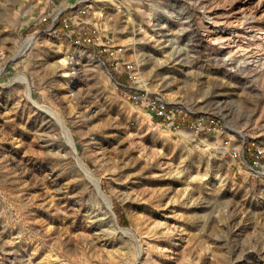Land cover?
<instances>
[{"label": "rangeland", "instance_id": "374dc122", "mask_svg": "<svg viewBox=\"0 0 264 264\" xmlns=\"http://www.w3.org/2000/svg\"><path fill=\"white\" fill-rule=\"evenodd\" d=\"M57 1L0 0V264H264V167L250 164L264 152V44L250 36L264 16L240 11L247 0H93L100 38L83 44L48 30ZM114 56L217 129H172L124 98Z\"/></svg>", "mask_w": 264, "mask_h": 264}, {"label": "built area", "instance_id": "2783aa9c", "mask_svg": "<svg viewBox=\"0 0 264 264\" xmlns=\"http://www.w3.org/2000/svg\"><path fill=\"white\" fill-rule=\"evenodd\" d=\"M92 1L61 0L56 7L42 14V20L50 21L48 30L52 33H58L60 25L64 31L63 35L69 40L83 44H95L100 35L99 30L89 19ZM49 3L55 4L54 0H49ZM102 45L108 46L104 42ZM112 65L116 73L122 76L115 79L116 87L121 95L134 104L146 108L152 117L159 119L170 128L178 129L186 125L198 133L217 129L218 121L215 117L199 113L183 103L171 102L143 89L137 80L133 65L122 62L116 56L112 58ZM263 155V149L256 146L253 159L250 161L251 166L264 167Z\"/></svg>", "mask_w": 264, "mask_h": 264}, {"label": "bare ground", "instance_id": "6f19581e", "mask_svg": "<svg viewBox=\"0 0 264 264\" xmlns=\"http://www.w3.org/2000/svg\"><path fill=\"white\" fill-rule=\"evenodd\" d=\"M243 1V0H242ZM239 9V8H238ZM241 9H242V11L243 10H250V11H252V13L254 14V15H256V16H258V15H260V16H264V1H262V0H258L257 2H254V1H251V0H247V1H245L242 5H240V11H241ZM235 10H236V8H235ZM249 12V11H248ZM101 15V14H100ZM250 16H252V14L250 15ZM240 17V16H239ZM242 17V16H241ZM247 17V16H246ZM247 20V19H246ZM248 20H250V19H248ZM237 20H235L234 22H236ZM239 21V20H238ZM237 21V22H238ZM242 21V20H241ZM233 23V22H232ZM256 27V26H255ZM218 33L217 32H214V31H211V33L208 35L209 36V38L210 39H214V40H219V37H218ZM253 39H255L256 40V43L258 44V45H262V44H264V31H262V32H256V31H254L251 35H250ZM227 40H229V38L227 39ZM34 41H35V36H31V37H29V38H27L25 41H24V43H23V45H22V47H21V49H20V51H19V55H21L23 52H25L28 48H30L32 45H33V43H34ZM257 46V45H256ZM230 53V52H229ZM264 54V53H263ZM261 58V57H260ZM227 60H232V56H231V54H228V57L226 58ZM262 59V58H261ZM260 59V60H261ZM260 60H256L255 62V64H258V63H262V65L264 66V61H260ZM64 64L66 63V59H62L61 60ZM65 70V72H67L66 71V68L64 69ZM1 71L2 70H0V73H1ZM261 73V72H260ZM67 74V73H66ZM19 78H21L24 82H25V84H27V97L30 99V100H32V101H34V102H36L35 100H34V98H33V96H32V93H31V90H30V87H29V80H28V78L26 77V76H23V77H19ZM39 106H41V107H44L52 116H54L56 119H57V121L60 123V125H61V127H62V129H63V131H64V133L66 134V136H67V140H68V142L70 143V145L72 146V148H73V150L75 151V152H77L78 151V149H77V146H76V144H75V140H74V136H73V134H72V132L70 131V129L68 128V126L66 125V123L64 122V120L62 119V117L59 115V113L55 110V109H52V108H48V107H46V106H44V105H40L39 104ZM78 155V154H77ZM79 163H80V165H81V167L83 168V171L85 172V174L92 180V182L94 183V185L96 186V188H97V191L99 192V194H100V196L101 197H103V199H104V201H105V203L107 204V206H108V208L109 209H111L112 208V201L110 200V198H109V196L106 194V193H104V191L102 190V188H101V183H100V178H98L97 176H96V174L93 172V170L90 168V166H87L81 159H79ZM111 211V210H110ZM124 233H126L127 235H129V236H131L133 239H134V241L136 242V245H137V248H138V254L139 253H141V251H143V245H142V242H141V240L140 239H138L139 240V242H138V240L134 237V235L133 234H131L130 233V231H129V229H124Z\"/></svg>", "mask_w": 264, "mask_h": 264}, {"label": "water", "instance_id": "95a60500", "mask_svg": "<svg viewBox=\"0 0 264 264\" xmlns=\"http://www.w3.org/2000/svg\"><path fill=\"white\" fill-rule=\"evenodd\" d=\"M102 199H103V197H102ZM107 208H108V207H107ZM108 210H109V211L111 210L110 212L112 213V216H113V218H114V220H115L116 227H117L118 229H120L121 231H123V232H125L124 229H129L130 233L133 234L134 237L138 240L137 235L135 234V232H134L132 229H130V228H128V227H123V226H121V225L119 224V222H118V220H117V216H116L115 212L112 210V208H111V209L108 208ZM138 242H139V240H138Z\"/></svg>", "mask_w": 264, "mask_h": 264}, {"label": "crops", "instance_id": "0c3cea01", "mask_svg": "<svg viewBox=\"0 0 264 264\" xmlns=\"http://www.w3.org/2000/svg\"><path fill=\"white\" fill-rule=\"evenodd\" d=\"M41 1H43V0H41ZM47 1V3L49 4V0H46ZM57 0H54V2H56ZM61 0H58L57 2L59 3ZM58 5V4H57Z\"/></svg>", "mask_w": 264, "mask_h": 264}, {"label": "trees", "instance_id": "16d2710c", "mask_svg": "<svg viewBox=\"0 0 264 264\" xmlns=\"http://www.w3.org/2000/svg\"><path fill=\"white\" fill-rule=\"evenodd\" d=\"M157 121H159V122H160V120H159V119H157Z\"/></svg>", "mask_w": 264, "mask_h": 264}]
</instances>
